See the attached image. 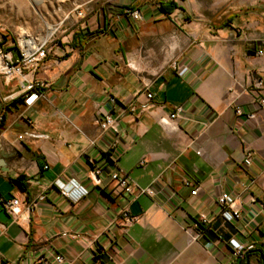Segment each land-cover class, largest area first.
<instances>
[{
  "label": "crops",
  "instance_id": "crops-1",
  "mask_svg": "<svg viewBox=\"0 0 264 264\" xmlns=\"http://www.w3.org/2000/svg\"><path fill=\"white\" fill-rule=\"evenodd\" d=\"M168 1L75 16L34 70L49 89L30 106L27 80L0 75V264H231L238 245L264 264V109L247 91L264 80V0L190 10L174 0L171 13ZM179 107L177 128L162 124ZM101 111L119 132L101 127ZM117 170L155 193L123 192ZM71 178L89 189L78 202L55 186ZM223 193L239 219L221 215ZM14 197L37 205L15 218L1 203Z\"/></svg>",
  "mask_w": 264,
  "mask_h": 264
},
{
  "label": "built area",
  "instance_id": "built-area-1",
  "mask_svg": "<svg viewBox=\"0 0 264 264\" xmlns=\"http://www.w3.org/2000/svg\"><path fill=\"white\" fill-rule=\"evenodd\" d=\"M128 13L135 19H142V13L140 10H129ZM80 15L84 16L83 13ZM57 30H54L47 34L44 37H36L30 33H24L16 39V52L12 49L5 50L0 43V75L4 76L6 79L12 78H21L27 80V84H23L21 90V96L24 97V102L26 105H32L36 102L44 92L49 89V84L45 81H36L33 78V72L39 68L40 64L48 57L52 51V45L56 43ZM260 54H263V51H260ZM175 68L178 69L180 75H184L188 68L186 66H178V63L173 62ZM254 98L255 103L262 109H264V80L260 77H256L253 85L247 90ZM233 93V90L231 91ZM149 99H152L154 94L148 92L147 94ZM15 99V95H9L4 98L5 101ZM235 99V95H233ZM236 113L238 115H244L245 110L242 106L235 107ZM182 111V108H177V111L169 116V118H164L161 120L162 124L172 127L173 129L177 128L175 124V119L178 114ZM249 117H255V113H249ZM3 120V117H0V121ZM99 123L103 129H112L115 132L120 131L119 120L114 116L112 112L101 111V118ZM23 138V136H20ZM253 155L251 152H248L245 156L244 163L245 165L252 164ZM145 160H143L144 163ZM48 168V166H46ZM97 184L101 182V174L103 169L100 166L95 167L94 171ZM112 179L123 192L139 197L143 194L153 195L155 192L152 188H141L139 187L130 176L122 171L117 170L113 172ZM188 185H191V182H187ZM55 186L60 190L61 194L69 198L72 202H78L85 196L89 194V189L85 187L78 179L71 178L68 181L56 180ZM198 192V188L195 187L192 191L193 194ZM45 196H41V199H44ZM6 210L15 218L20 217L23 208H26L29 212L33 210L34 206L37 205V202H24L18 197L11 199H3L1 201ZM218 203L221 206V215L227 221H235L241 217V211L238 210L235 206V198L229 193H223L218 198ZM127 225L132 224L136 218L125 213ZM202 221L205 223L209 222V219L206 216H202ZM242 245L236 247L237 259L231 264L237 263L239 260L243 259L246 255V252L243 250ZM56 262L61 263L64 260V257L61 254H58L55 257ZM20 264H24V261Z\"/></svg>",
  "mask_w": 264,
  "mask_h": 264
},
{
  "label": "rangeland",
  "instance_id": "rangeland-1",
  "mask_svg": "<svg viewBox=\"0 0 264 264\" xmlns=\"http://www.w3.org/2000/svg\"><path fill=\"white\" fill-rule=\"evenodd\" d=\"M134 0H0V43L16 52V39L24 33L44 37L50 32L76 25L75 16L86 17L104 5L131 3ZM240 0H178L187 9L196 4L217 3L226 6ZM253 1V0H249ZM190 14V16H192ZM57 42V41H56Z\"/></svg>",
  "mask_w": 264,
  "mask_h": 264
},
{
  "label": "trees",
  "instance_id": "trees-1",
  "mask_svg": "<svg viewBox=\"0 0 264 264\" xmlns=\"http://www.w3.org/2000/svg\"><path fill=\"white\" fill-rule=\"evenodd\" d=\"M168 6H170L172 8V11H174L175 9L178 8V4L173 0V1H168L166 3L161 2V9L164 12H168L171 13L172 11H168ZM14 182L19 185L20 187H25V184L22 182V178H18L16 180H14ZM250 253H252V251H249ZM247 255V254H246ZM246 255L243 259L239 260L237 263L235 264H246Z\"/></svg>",
  "mask_w": 264,
  "mask_h": 264
},
{
  "label": "water",
  "instance_id": "water-1",
  "mask_svg": "<svg viewBox=\"0 0 264 264\" xmlns=\"http://www.w3.org/2000/svg\"><path fill=\"white\" fill-rule=\"evenodd\" d=\"M250 252L247 253L246 255V264H251V258H250Z\"/></svg>",
  "mask_w": 264,
  "mask_h": 264
}]
</instances>
